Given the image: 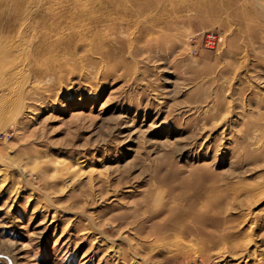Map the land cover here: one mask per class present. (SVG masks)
<instances>
[{
  "label": "rangeland",
  "instance_id": "rangeland-1",
  "mask_svg": "<svg viewBox=\"0 0 264 264\" xmlns=\"http://www.w3.org/2000/svg\"><path fill=\"white\" fill-rule=\"evenodd\" d=\"M249 252L264 264V0H0V264Z\"/></svg>",
  "mask_w": 264,
  "mask_h": 264
},
{
  "label": "bare ground",
  "instance_id": "bare-ground-1",
  "mask_svg": "<svg viewBox=\"0 0 264 264\" xmlns=\"http://www.w3.org/2000/svg\"><path fill=\"white\" fill-rule=\"evenodd\" d=\"M94 5H95V4H94ZM94 5H93V6H94ZM94 7H95V6H94ZM94 7H93V8H94ZM89 8H90V7H89ZM91 8H92V7H91ZM91 8L88 10V13L85 12V13H83V14H80L82 20H84V18H85L86 20H87V19H88V20H91V21L93 20V18H92V17H93V15H92V9H93V8H92V9H91ZM83 11H84V9H83ZM78 18H79V17H78ZM79 20H80V19H79ZM86 20H85V21H86ZM79 22H80V21H79ZM82 23H83V22H82ZM95 49H96V47H95ZM92 50H93V49H92ZM3 185H4V184H3ZM222 242H223V241H222ZM232 243H233V242H232ZM223 244H224V243H223ZM249 255L251 256L252 253L249 252V254L246 255V258H245L244 260H243V259H239V260H240L239 263H241V261H242L241 264H250V259H249L250 256H249ZM241 256H242V255H241Z\"/></svg>",
  "mask_w": 264,
  "mask_h": 264
},
{
  "label": "built area",
  "instance_id": "built-area-1",
  "mask_svg": "<svg viewBox=\"0 0 264 264\" xmlns=\"http://www.w3.org/2000/svg\"><path fill=\"white\" fill-rule=\"evenodd\" d=\"M215 38H216L215 33L210 32L209 34L206 35V38L204 39V41L201 40V44L203 43L204 46L210 47L211 45L214 44ZM192 52L195 53L196 52V48H192Z\"/></svg>",
  "mask_w": 264,
  "mask_h": 264
}]
</instances>
